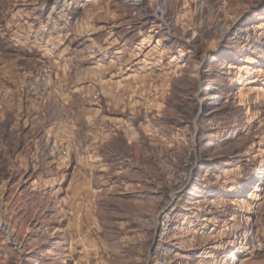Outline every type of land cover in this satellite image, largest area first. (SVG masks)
Returning <instances> with one entry per match:
<instances>
[{
  "label": "rangeland",
  "instance_id": "obj_1",
  "mask_svg": "<svg viewBox=\"0 0 264 264\" xmlns=\"http://www.w3.org/2000/svg\"><path fill=\"white\" fill-rule=\"evenodd\" d=\"M47 2L0 50V264H264V0Z\"/></svg>",
  "mask_w": 264,
  "mask_h": 264
},
{
  "label": "crops",
  "instance_id": "obj_2",
  "mask_svg": "<svg viewBox=\"0 0 264 264\" xmlns=\"http://www.w3.org/2000/svg\"><path fill=\"white\" fill-rule=\"evenodd\" d=\"M48 0H44L43 2H38L36 0H33L31 2H28V4L26 5L24 2H22L21 4H19L20 6L19 7H15L16 10L14 12H10V9L7 8V9H4V12L6 13L4 15L5 16L3 18V20L0 22V31L3 32V35H4V39L3 41H1L0 43V50H14V51H18V52H22L23 50H27V47L26 45H22V43H17L18 42V37H25V34H31V37H33V30L31 29H28L27 27L24 26V24H22V21L19 20V16H21V18H23L22 20H26V19H35V20H38L42 17H46V14H42L41 11L44 12V10H47L50 9V6H52L53 3L51 2H47ZM75 1V0H74ZM69 2H73V0H69ZM46 6H48L46 8ZM27 9V11H25ZM7 10V11H6ZM25 11V12H24ZM10 12V13H8ZM25 14V17L23 16V14ZM35 12H40L41 14L39 16H36L35 15ZM26 22V21H25ZM27 23V22H26ZM27 30V31H25ZM24 34H23V33ZM29 37V36H28ZM5 42H7L8 44L7 45H3ZM28 50H31L30 52L31 53H38V50H42L41 47H38L37 45H34V46H31V47H28ZM27 50V51H28ZM11 132V131H10ZM11 136L12 137H15L12 132H11ZM10 136V137H11ZM12 137L10 139H12ZM18 139L21 138V136H17ZM23 146V145H22ZM21 146V143L19 144V148H18V152L19 150L22 148ZM11 155L14 158H16L17 156L20 157V153L17 154L16 151H13L11 152ZM111 156H116V157H119V154H118V151L115 150L114 148H108L107 149V154L105 156V164L102 162L101 160V164L102 166L104 165H108L109 163H111L110 161V158ZM103 157L102 155L100 156V158ZM98 158V157H97ZM104 167H102L101 169H99V171H96V169H94V166H92V168L88 167V182H92L94 181L95 178H98V179H95L97 181H99V179L101 180L102 178V169ZM117 174H119V172H117ZM112 175L111 173H107L106 177L108 178V176ZM114 176H117V175H114ZM82 183L83 184H86L87 183V179L85 177V174L83 175L82 177ZM102 184V183H101ZM89 185V184H88ZM102 187L100 185H96V188H92V186L90 187L91 190H94V191H97V190H100ZM90 196H91V193H88ZM94 194V201L93 203L96 202V200H100L98 202H101V204H99L100 207H103L105 205L104 203V200L103 198H107L109 193H93ZM123 193L120 194V196L122 195ZM152 195H155L154 193H152ZM93 197V195H92ZM151 197V193H144L143 195H140L139 198H150ZM92 204V203H91ZM130 221H126V223L124 225H122L120 228H123V226L125 227ZM141 225H144L142 223H138V227H137V231H138V238L141 240L139 241V244L140 245H144L142 240H146L145 238V228H143ZM101 229V227H100ZM130 230V229H129Z\"/></svg>",
  "mask_w": 264,
  "mask_h": 264
},
{
  "label": "built area",
  "instance_id": "obj_3",
  "mask_svg": "<svg viewBox=\"0 0 264 264\" xmlns=\"http://www.w3.org/2000/svg\"><path fill=\"white\" fill-rule=\"evenodd\" d=\"M166 218L162 221V226H161V231H160V234H165L166 233V230H167V228L169 227V223H166V221H167V218H169L168 216H167V213H166Z\"/></svg>",
  "mask_w": 264,
  "mask_h": 264
}]
</instances>
